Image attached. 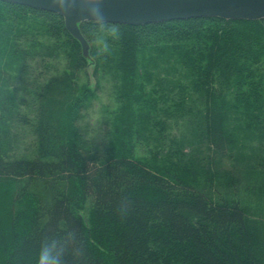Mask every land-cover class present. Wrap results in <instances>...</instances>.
<instances>
[{"label": "trees", "instance_id": "trees-1", "mask_svg": "<svg viewBox=\"0 0 264 264\" xmlns=\"http://www.w3.org/2000/svg\"><path fill=\"white\" fill-rule=\"evenodd\" d=\"M108 25L0 1V264H264V20Z\"/></svg>", "mask_w": 264, "mask_h": 264}, {"label": "water", "instance_id": "water-1", "mask_svg": "<svg viewBox=\"0 0 264 264\" xmlns=\"http://www.w3.org/2000/svg\"><path fill=\"white\" fill-rule=\"evenodd\" d=\"M0 1L60 15L66 30L80 43L84 57L90 59V45L80 28L88 21L75 15L66 18L50 0ZM105 17L109 24L134 26L200 18L259 21L264 20V0H107Z\"/></svg>", "mask_w": 264, "mask_h": 264}, {"label": "clouds", "instance_id": "clouds-1", "mask_svg": "<svg viewBox=\"0 0 264 264\" xmlns=\"http://www.w3.org/2000/svg\"><path fill=\"white\" fill-rule=\"evenodd\" d=\"M52 7L63 16H78L88 21L96 34L105 32L116 34V29L110 27L105 17L107 0H50ZM102 51H107L105 44ZM126 210L121 209L124 213ZM76 242V234L68 232L65 236L53 235L45 238L36 258V264H64V256L70 245Z\"/></svg>", "mask_w": 264, "mask_h": 264}, {"label": "rangeland", "instance_id": "rangeland-1", "mask_svg": "<svg viewBox=\"0 0 264 264\" xmlns=\"http://www.w3.org/2000/svg\"><path fill=\"white\" fill-rule=\"evenodd\" d=\"M92 85H95V82L92 80ZM109 90L105 89V85H103L102 92L95 96H85V100L87 104H90L89 117L87 116V121L93 123L94 125H98L100 120L105 117L112 109H115V102L112 96L108 92ZM3 190L0 189V251L5 252L9 246V208H8V200H5L4 195H2Z\"/></svg>", "mask_w": 264, "mask_h": 264}]
</instances>
